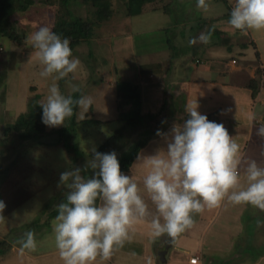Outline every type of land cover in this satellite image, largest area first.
Instances as JSON below:
<instances>
[{
	"label": "rangeland",
	"instance_id": "1",
	"mask_svg": "<svg viewBox=\"0 0 264 264\" xmlns=\"http://www.w3.org/2000/svg\"><path fill=\"white\" fill-rule=\"evenodd\" d=\"M32 1L27 11L17 12L13 17V28L16 33L24 35L25 41L18 45L0 39V200L5 203L0 213L4 216L0 219V239L11 244L9 251L0 255V264H63L58 251L50 252L56 249L52 233L53 215L66 191L57 187L59 173L72 166L83 167L91 158L89 149L98 148L120 124L125 123L120 117L132 115V103L126 102L124 108L117 109L121 107L117 96L126 86H137L140 104L136 115L142 118V125L126 128L122 132L124 139L109 149L117 151L119 160L129 155L130 144L142 138L147 142L139 153L151 154L164 147L163 137L156 135L157 129L168 132L174 124L182 123L186 114V94L181 92L184 75L199 78L209 75L217 83L243 82L247 86L255 80L259 85L257 94L264 90V30H251L255 33L257 46L250 42L249 33L246 36L244 31L234 30L227 23L232 0H226L227 4L222 0H207V11L198 8L196 0H155L142 5L140 13L132 16L127 12L128 0H112L109 18L96 24L88 40L80 41L72 48L73 56L80 60L78 69L57 82L65 95L73 94L71 86L78 85L81 95L93 98L85 119H80L77 106L64 124L56 127L43 124L46 132L65 127L74 149L68 150L62 143L53 144L49 138L43 143L24 141L15 131L6 136L5 126L13 125L18 116L41 121L40 104L45 101L51 83L50 78L44 79L38 74L42 65L29 37L41 25L52 27L54 7L44 0ZM166 8H169L168 12ZM67 9L82 20H91L94 12V8L83 0L71 2ZM208 30H216L218 37L211 35L207 44L189 45L190 37ZM166 37L171 39L174 48L168 46ZM197 49L199 55L195 57L192 53ZM198 57L202 59L199 63L194 60ZM219 66L225 75L215 73ZM210 67L214 71H205ZM118 81L126 85H116ZM210 104L214 105L215 101ZM147 115L151 116L150 119L145 117ZM227 129L229 134L234 130ZM253 137L264 142L262 136L259 139L254 134ZM129 171L138 176L146 174L148 168L135 160ZM82 174L87 177L91 170ZM141 195L151 208L153 205L146 191L141 190ZM213 210L205 208L193 214V225L172 238L174 243L188 248L195 246L201 236L202 218L208 219ZM257 216L258 212L255 218ZM27 230L34 232L38 246L35 252L25 250L20 254L18 241ZM243 232L242 237L234 242L237 244L235 257L238 264H264V258L261 259L264 245L253 244L252 226ZM208 237L207 234L206 242ZM151 239L153 244L155 239ZM39 251L48 253L42 257L45 253L39 254ZM136 251H139L136 247L130 248V253L137 254ZM195 253L192 250L187 255L198 256ZM233 253L204 252L206 256L213 255L208 258L218 264H232ZM107 263L101 259L95 262Z\"/></svg>",
	"mask_w": 264,
	"mask_h": 264
},
{
	"label": "clouds",
	"instance_id": "2",
	"mask_svg": "<svg viewBox=\"0 0 264 264\" xmlns=\"http://www.w3.org/2000/svg\"><path fill=\"white\" fill-rule=\"evenodd\" d=\"M196 5L204 11L209 7L207 0H196ZM227 23L234 30H264V0H232ZM210 39V31H202L188 43L207 44ZM29 40L42 65L39 76L51 80L45 101L40 104L41 122L48 127L64 124L72 117L74 105L80 109V119H85L93 98L80 95L74 100L71 94L62 93L57 83L80 65L69 38L41 25ZM71 89L80 91L78 85ZM185 111L187 118L182 123L174 124L168 132L157 129L156 135L164 139L162 149L136 156V161L148 168L143 189L154 211L149 209L136 180L121 170L115 149L102 152L94 146L83 167L72 166L59 173L57 187L66 191L56 205L52 233L63 264H95L98 257L107 260L130 238V227L149 216L152 237L166 234L172 239L193 225V214L218 207L225 199L234 205L249 204L264 210V166L244 158L224 124L198 111L196 100ZM253 118L254 114L249 116ZM257 134L264 137V125L259 126ZM87 169L91 175L86 177L82 172ZM4 208L0 200V213ZM18 243L20 254L37 247L32 230H27Z\"/></svg>",
	"mask_w": 264,
	"mask_h": 264
},
{
	"label": "crops",
	"instance_id": "3",
	"mask_svg": "<svg viewBox=\"0 0 264 264\" xmlns=\"http://www.w3.org/2000/svg\"><path fill=\"white\" fill-rule=\"evenodd\" d=\"M244 32L245 34L243 35L246 36L247 33H249L250 42L257 46V39H255L256 37L254 36L255 33L251 30ZM257 32L259 34V31ZM219 69H216L215 73L219 74L218 76L225 75L220 66ZM206 70L214 71V68L210 67L205 69V71ZM231 72L233 71L231 70ZM230 75L234 76V74ZM183 77H185V79L183 81L184 85L182 84L183 88L181 92L186 94L185 107L196 100L198 110L202 114H216L219 123H223L227 128L231 127L234 129L230 135L240 145L243 157L255 159L264 166V142H260L253 137L255 134L260 139L261 136L257 134V129L260 125H264V96H262V94L264 95V90L257 94L255 99H252L249 88H247V85H243V82L242 84L225 81L217 83V80L209 75L200 78L194 75L189 77L184 75ZM186 81L187 83H185ZM213 100L215 104L209 105ZM224 102H230L231 104L226 105ZM229 109L230 111H226ZM252 114H254V118L249 119V116ZM252 140L254 141L253 144H251L253 142ZM126 173L130 174L136 180L141 190H144L141 184L146 174L143 173L142 175L138 174V176H136L131 174L130 171ZM241 183H245L243 176ZM149 209L154 211V206ZM257 212L258 216L255 218ZM150 219L151 217L149 216L143 221L134 223L129 229L130 238L126 240L122 246L116 247L111 257L104 261L108 262L107 264H189L188 259L193 255L188 256L187 253L195 250V254L199 257L200 264H218L216 261L214 262L213 258H208L213 257V255L208 254L206 256L204 254L205 251L208 253H218V255L220 253L228 252L229 254L234 252L232 264H235V262L238 264L235 257V255H237V244L234 245V242L236 238L242 237L243 229L249 230L251 226L254 231L252 233L254 239L253 244H256L255 246L264 245V210H260L249 204L234 205L225 199L218 207L214 208L208 219L207 217L202 218L204 223L199 227L201 228V236L197 239L198 243L195 244V246L190 248L185 245L180 246L174 243L173 239L165 255V261L161 262L158 258V252L165 247L166 238L168 237L165 234L162 237L154 238L155 242L152 244L151 238L153 237L149 226ZM207 234L209 235V239L206 242ZM237 242H239V240ZM135 247L139 250L138 252L136 251L137 254L130 253V248L134 249ZM54 251H57V249H52L50 252ZM174 252L176 254H174ZM44 253L45 255H42V257H46L48 252ZM44 253L39 251V254ZM263 258L264 254L261 259ZM97 261H100L99 257Z\"/></svg>",
	"mask_w": 264,
	"mask_h": 264
},
{
	"label": "trees",
	"instance_id": "4",
	"mask_svg": "<svg viewBox=\"0 0 264 264\" xmlns=\"http://www.w3.org/2000/svg\"><path fill=\"white\" fill-rule=\"evenodd\" d=\"M75 0H44L45 3L54 7V22L52 25V30L55 31L57 34L61 35L62 37H68L70 40V47H76L80 41L88 40L91 36L93 28L96 24H100L102 20L109 18L111 14V2L112 0H83V2L87 5L92 6L94 8V12H92V19L91 20H82L80 18H76L73 16L70 10H68V6L71 2ZM155 0H128V7L127 12L128 15H138L140 13V8L144 4L151 3ZM226 3V0H222ZM33 3L32 0H0V39L5 38L7 40H11L12 42H16L18 45H21L25 40L23 34H18L15 32L13 25L14 20L13 17L17 12L23 13L28 10L30 5ZM227 4V3H226ZM169 8H166V12H168ZM65 12V14L63 13ZM170 14V13H168ZM203 23V22H202ZM166 30V29H165ZM210 31L211 35H215L218 37V32L216 30H208ZM166 42L170 48H174L169 37H166ZM16 44V45H17ZM254 44V43H252ZM2 51V48H0ZM197 57L199 55L198 49L193 51L192 53ZM197 63L201 62L202 59L200 57L195 58ZM236 62L235 60H232ZM194 62V61H193ZM120 84L121 86L126 85L124 82L116 83V85ZM247 88H249L251 92V98L254 99L257 96L259 85L258 82L252 80L250 84H248ZM125 91V93H124ZM124 91H119L117 96L119 104L121 107L124 108L127 104L126 102L133 104L134 111L131 112L132 115H124L125 117H120V119L125 120V123L120 124V126L115 129L97 148V150L106 152L107 150L111 149L117 142H121L123 140L122 132L126 130V128L134 129L135 127H140L142 125L141 120L136 114L138 106L140 104V96L137 91V86H126ZM82 91L74 92L71 94L73 99L75 100L78 96H80ZM120 97V98H119ZM129 105V104H128ZM77 106H73V112L76 111ZM118 110V111H119ZM128 112V111H127ZM135 115V116H133ZM209 120H214L218 122V118L216 114H206ZM146 118L150 119L151 116L147 115ZM186 114L184 115V119H186ZM97 121L94 119H90V121ZM18 123V124H17ZM15 124V125H14ZM13 125L5 126L4 134L7 136L9 135L10 131L17 132L18 136L23 139L24 141H34L36 143H43L44 140L50 139V142L55 143H62L63 146L71 150L74 149L72 145L69 143V135H66L65 127H61L59 129L53 130L52 132H46L45 126L43 123L35 118H27L25 119L23 116H18L16 122ZM17 125V126H16ZM138 129V128H137ZM136 129V130H137ZM5 141V140H4ZM147 139H141L139 141L130 144V153L128 156L121 158L120 166L121 170L124 172L129 171L132 163L136 159L137 154L142 150L144 145L146 144ZM69 143V144H68ZM57 212L54 213L53 218L56 216ZM11 248L10 242L6 239H0V255H4L9 251ZM35 252V250H33Z\"/></svg>",
	"mask_w": 264,
	"mask_h": 264
},
{
	"label": "water",
	"instance_id": "5",
	"mask_svg": "<svg viewBox=\"0 0 264 264\" xmlns=\"http://www.w3.org/2000/svg\"><path fill=\"white\" fill-rule=\"evenodd\" d=\"M171 241H172V239L167 238L165 247L160 252H158V258L161 262L165 261V255H166L168 249L170 248Z\"/></svg>",
	"mask_w": 264,
	"mask_h": 264
},
{
	"label": "built area",
	"instance_id": "6",
	"mask_svg": "<svg viewBox=\"0 0 264 264\" xmlns=\"http://www.w3.org/2000/svg\"><path fill=\"white\" fill-rule=\"evenodd\" d=\"M189 264H200L199 257L198 256H191L188 259Z\"/></svg>",
	"mask_w": 264,
	"mask_h": 264
}]
</instances>
